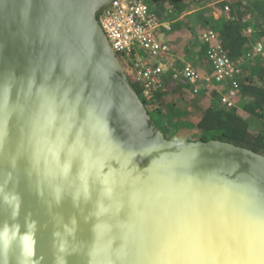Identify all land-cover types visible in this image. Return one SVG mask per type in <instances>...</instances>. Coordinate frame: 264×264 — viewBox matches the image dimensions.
I'll use <instances>...</instances> for the list:
<instances>
[{
  "label": "water",
  "instance_id": "water-1",
  "mask_svg": "<svg viewBox=\"0 0 264 264\" xmlns=\"http://www.w3.org/2000/svg\"><path fill=\"white\" fill-rule=\"evenodd\" d=\"M114 1L0 0V264H264V155L163 133Z\"/></svg>",
  "mask_w": 264,
  "mask_h": 264
},
{
  "label": "trees",
  "instance_id": "trees-1",
  "mask_svg": "<svg viewBox=\"0 0 264 264\" xmlns=\"http://www.w3.org/2000/svg\"><path fill=\"white\" fill-rule=\"evenodd\" d=\"M148 3L159 22L170 24L166 27L169 34L185 36L186 43L179 50L165 41L170 52L175 49L174 53L191 56V50L197 51L195 59L202 60L200 63L211 79L213 68L206 53L216 45L237 70L233 80H227L223 86L226 91L232 81L236 83L237 106L232 108L220 103L221 93L203 84L201 75L197 84H191L180 76L174 77L170 68L163 75L161 86L144 95L141 81L132 72L130 80L149 112L157 114L164 126L161 130L181 135L184 129H194L196 139L225 140L264 155V52L260 55L252 50L255 41L261 42L264 49V0H149ZM209 30L215 34L213 41L202 37ZM117 55L121 62L126 59L133 67L134 56Z\"/></svg>",
  "mask_w": 264,
  "mask_h": 264
},
{
  "label": "built area",
  "instance_id": "built-area-1",
  "mask_svg": "<svg viewBox=\"0 0 264 264\" xmlns=\"http://www.w3.org/2000/svg\"><path fill=\"white\" fill-rule=\"evenodd\" d=\"M148 2L149 0H115L99 16L101 27L112 49L127 57L134 56L131 69L141 81L144 95L152 88L160 87L163 75L171 68L168 60L165 61L170 48L159 38L162 28L167 26L151 14ZM202 37L206 41L215 40V34L210 30ZM252 50L254 54H263L262 43L253 42ZM206 56L213 68L212 80H233L237 70L218 46L210 47ZM172 70L174 77L180 76L191 84H197L201 79L198 70L190 63H185L181 69ZM235 87L236 83L232 81L230 88L220 95L219 101L226 108L235 106Z\"/></svg>",
  "mask_w": 264,
  "mask_h": 264
},
{
  "label": "crops",
  "instance_id": "crops-1",
  "mask_svg": "<svg viewBox=\"0 0 264 264\" xmlns=\"http://www.w3.org/2000/svg\"><path fill=\"white\" fill-rule=\"evenodd\" d=\"M215 16H217V14ZM164 24H165V26L170 25L168 22H164ZM159 38L164 42L168 41V43L170 45H172L173 48L177 47L178 50L181 49V47H180L181 44L185 42V40H184L185 36L183 34H181V33L169 34L168 30H166V28H162V32L159 35ZM174 51H175V49H172L170 54L165 59V61L168 60V63L170 65L171 69H181L185 63H190L198 70V72L202 76V78L204 80L203 84H205L209 88L216 89L221 94L225 92V91H223L224 82L218 83L212 79L207 80L208 76H210V73L206 74V72L204 71L202 63H200L202 60L200 61L199 59H195V57L197 55V51L191 50V52L193 53L191 56L188 54H177V53H174ZM182 52H184V51H182ZM166 73H168V72L166 71L164 75H166ZM235 106H237L236 102H235ZM237 108H238V111L241 110L239 107H237Z\"/></svg>",
  "mask_w": 264,
  "mask_h": 264
},
{
  "label": "rangeland",
  "instance_id": "rangeland-1",
  "mask_svg": "<svg viewBox=\"0 0 264 264\" xmlns=\"http://www.w3.org/2000/svg\"><path fill=\"white\" fill-rule=\"evenodd\" d=\"M124 67H125V69H126V71L128 72V74L129 75H131L132 74V72H133V69H131V67L129 66V64H127L126 65V63H124ZM152 116H153V118H154V120H155V122H156V124H157V126L160 128V129H164V126L162 125V123L158 120V117H157V114L154 112V111H152L151 113H150ZM163 132L165 131V130H162ZM172 132H169V133H166L165 134V132H164V134L167 136V137H169V138H174V137H178V138H180L181 140H186V139H196V137H194L195 136V134H194V129H190V130H187V129H184L183 131H182V134L181 135H174L173 133L175 132V131H173V130H171Z\"/></svg>",
  "mask_w": 264,
  "mask_h": 264
},
{
  "label": "bare ground",
  "instance_id": "bare-ground-1",
  "mask_svg": "<svg viewBox=\"0 0 264 264\" xmlns=\"http://www.w3.org/2000/svg\"><path fill=\"white\" fill-rule=\"evenodd\" d=\"M112 48V47H111ZM116 52V51H115ZM116 53H118V52H116ZM124 63H126V65H127V61H126V59H124V62H122V64H123V66H124Z\"/></svg>",
  "mask_w": 264,
  "mask_h": 264
}]
</instances>
